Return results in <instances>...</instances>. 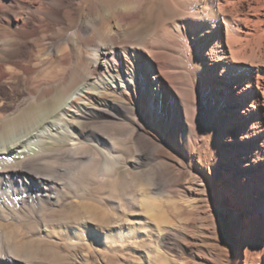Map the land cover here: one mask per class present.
<instances>
[{
	"label": "bare ground",
	"instance_id": "6f19581e",
	"mask_svg": "<svg viewBox=\"0 0 264 264\" xmlns=\"http://www.w3.org/2000/svg\"><path fill=\"white\" fill-rule=\"evenodd\" d=\"M27 1L0 0V264H46L50 238L76 219L57 208L63 188L82 191L116 164L127 205L151 186L160 196L154 176L189 161L186 136L206 111L223 114L212 124L226 146L185 179L196 214L185 229L211 219L226 264H264V0ZM162 9L170 17L144 33ZM30 42L35 62L20 63Z\"/></svg>",
	"mask_w": 264,
	"mask_h": 264
},
{
	"label": "rangeland",
	"instance_id": "374dc122",
	"mask_svg": "<svg viewBox=\"0 0 264 264\" xmlns=\"http://www.w3.org/2000/svg\"><path fill=\"white\" fill-rule=\"evenodd\" d=\"M36 1L30 0V3ZM26 2L28 3L27 0ZM165 17H170V13L164 9L159 10L154 14L151 25L147 23V28L144 27L142 31L149 32L156 22ZM43 43L47 44L49 40H44ZM36 48L33 42L24 44L23 51L27 56L19 62L34 64ZM14 94L16 101L4 104L7 112L18 108L25 91L20 88ZM215 114L218 118H224L221 112L206 111L205 121L192 125V136H188L189 138L186 136L189 161H183L179 166L174 163L171 171H163L154 176L153 184L158 192L161 191L160 196L154 194L153 186H148V189L130 196L128 202L130 200L131 207L127 205V197L124 198L118 192V180L123 174L121 164L112 167L113 175L108 178L103 177L84 184L85 188L82 191L71 193V190L63 188L65 194H62L57 208L66 215H69L71 207L74 208L76 219L74 224L64 221L65 229H61L59 235L50 238L54 243L52 252L57 253V259L51 258L53 254L49 253L50 258H47L46 264H226L228 243L220 231L211 225L214 223L213 220L206 219L204 224L208 226L201 227L198 230L200 232L195 228L185 229L191 222L190 219L193 220L196 216L192 209L195 198L186 188L185 179L191 177L190 174L196 166L205 170L208 163L218 158L226 146L225 138L219 134L224 129V124L218 123L220 125L218 132L215 123L212 124ZM168 157L175 158L174 154ZM147 158L150 159L148 163H152L151 152ZM64 160L62 164L67 169L69 164L66 159ZM149 168L145 166L141 169ZM81 169L80 172L85 174L84 168ZM214 169L211 168L209 172L212 181L215 179ZM37 173L48 172L43 169L29 172L33 176ZM65 174L66 172H62L61 178L63 176L67 178L68 175ZM18 200L12 205L13 210L20 215L23 209L20 199ZM37 200L38 197L34 194L35 204ZM173 202H177V206L181 208L182 217H177L173 212ZM54 206L55 204L52 205L51 202L46 204L43 211L47 216ZM36 209L37 205L34 208L35 214ZM32 222L37 225L39 219L33 216ZM38 236L37 234L34 237ZM42 237L47 239L44 234Z\"/></svg>",
	"mask_w": 264,
	"mask_h": 264
}]
</instances>
